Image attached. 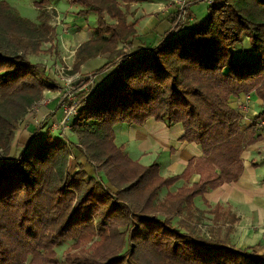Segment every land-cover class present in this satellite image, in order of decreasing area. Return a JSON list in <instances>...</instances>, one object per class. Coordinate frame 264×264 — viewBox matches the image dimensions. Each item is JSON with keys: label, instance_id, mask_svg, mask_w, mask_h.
Masks as SVG:
<instances>
[{"label": "trees", "instance_id": "trees-1", "mask_svg": "<svg viewBox=\"0 0 264 264\" xmlns=\"http://www.w3.org/2000/svg\"><path fill=\"white\" fill-rule=\"evenodd\" d=\"M75 15L96 16L92 36L75 51L71 73L94 58L108 60L73 82L71 137L39 131L10 157L16 131L57 82L30 59L54 34L50 0H38L37 21L17 15L0 0V264H57L64 242L96 238L83 264H264V254L199 236L173 222L193 218V198L242 174L240 153L259 135L242 129L230 96L254 91L262 99L254 121L264 118V0H208L203 20L189 22L183 10L169 15L170 30L142 57L131 60L136 36L125 9L133 0H65ZM183 17V19H182ZM247 37L253 60L234 59ZM131 60V61H129ZM117 65L111 81L91 95V77ZM85 71V70H84ZM149 117L167 126L180 122L182 141L203 155L189 159L182 173L162 176L158 164L131 159L114 142L113 126L141 125ZM37 137V138H36ZM35 140V141H34ZM77 147L93 167L73 161ZM9 157V158H8ZM192 172L200 179L159 192ZM217 213L219 205H208ZM181 223L182 220H179ZM230 229H228L229 231Z\"/></svg>", "mask_w": 264, "mask_h": 264}, {"label": "crops", "instance_id": "crops-1", "mask_svg": "<svg viewBox=\"0 0 264 264\" xmlns=\"http://www.w3.org/2000/svg\"><path fill=\"white\" fill-rule=\"evenodd\" d=\"M199 1L200 3H196ZM202 4H204V8H202ZM193 5H197L195 6L197 12L202 15L206 14L205 8H207L208 0H133L125 9L127 23L133 24L136 30V36L130 43L129 51L133 55L131 60L142 57L143 55H140L139 51L153 48L167 34L171 26L169 15L177 10H183L184 13L189 14V22L196 23V21L203 20L204 18L200 19L202 16L198 19L188 13V9L194 7ZM92 14L78 17L74 13H70L71 23L76 25L77 30L71 27L65 36L66 44H74L75 46L71 50V57L68 61L74 62L78 45L92 36L90 30L96 25V16ZM233 55L234 59L240 61L253 60L256 54L250 50L249 41L245 37L242 45L234 49ZM62 58L65 59V56ZM88 62L83 64L79 72L72 74L71 78L74 79L71 83L76 82L81 74L92 70L90 68L83 71ZM116 66L112 65L98 73L97 76L91 77V82L84 85L82 89L86 90L88 95L103 89L111 81ZM49 76L57 82L60 88L57 87L55 91H47L46 99H43L45 104L41 101L39 109L43 115H47V120L38 133L39 137L43 134H52L56 137L63 127L61 122L64 117L65 106L60 104L59 98L64 92L65 86L68 85V81L64 77H60L55 67L51 73L49 72ZM229 104L238 112H240L242 104H245L244 114L238 119V125L241 130L250 126L255 127L259 137L240 153L243 170L240 177L236 181L225 182L215 189L208 190L201 197L193 198L192 212L196 219L198 216L207 215L209 226L216 229L221 228L220 232L225 236L228 243L239 248L248 247L259 254H264V126H256L254 121L258 110L263 106V102L252 91L247 94L241 93L238 96H230ZM29 115L30 112L24 118L25 121L28 119L27 129L17 133L18 136L13 142L15 145L17 142L28 143V140L35 135L37 128L44 121L42 120L40 123L39 120L31 118ZM113 131L115 144L121 146L131 159L137 160L142 165L155 162L158 164L159 173L165 177L182 173L189 159L200 158L203 155L199 145L191 141L181 140L184 129L180 122L167 126L165 122L149 117L141 125L115 124ZM73 161L85 163L88 171L93 173V167L86 161L85 156L77 147L73 150ZM199 179L200 174L192 172L186 179H178L169 189L165 188L167 190H163V196L167 191H175L178 187L197 182ZM205 202L212 207L216 204L219 205L216 216L209 211L211 207L207 206ZM178 216L184 218L186 215L182 213ZM228 229L230 230L228 231Z\"/></svg>", "mask_w": 264, "mask_h": 264}, {"label": "rangeland", "instance_id": "rangeland-1", "mask_svg": "<svg viewBox=\"0 0 264 264\" xmlns=\"http://www.w3.org/2000/svg\"><path fill=\"white\" fill-rule=\"evenodd\" d=\"M8 5H11L12 10L19 16L21 17H26L29 18L33 21H37V15L40 11L39 8L36 7L34 4L35 1L38 0H5ZM196 3H200L196 2ZM50 6L47 7L49 12L52 15V25H54V34H53V39L51 42H44L41 46V49L37 53H30L29 57L31 60L37 63H41L43 65L45 71L47 74L55 68H57L60 77H64V79L69 80L71 78L72 73L70 72L73 66V61H68V59L71 57V50L75 47L74 44H66V34L68 33V30H71V27H76V25H73L71 23V18L70 13H74L78 10V7L75 5H71L70 3L64 1V0H50ZM205 4V3H204ZM204 4H202V8H204ZM206 5V4H205ZM194 6V5H193ZM197 6V5H195ZM191 7L188 9V13H191L195 18L197 17L198 19H203L205 18L206 14L202 15L200 12L196 11V8ZM206 10V8H205ZM181 11V10H180ZM184 15V19H186L187 14L182 12ZM94 16V14H92ZM199 22V21H196ZM72 24V25H71ZM77 30V28H75ZM74 29V30H75ZM91 31V30H90ZM91 34L93 33L92 31L90 32ZM62 56H65V59L62 58ZM108 59L106 57H97L94 58L92 61L88 62L86 66L83 68V71H87L88 69L92 68L95 69L97 66L101 65L103 62L107 61ZM60 64V65H56ZM62 64V65H61ZM59 66V67H58ZM62 68H66L65 71H61ZM74 78H71V81H73ZM72 83L69 84V86H65V90L63 92L62 90V95L60 96L59 100L63 99L64 93H66L67 90H72ZM60 88V87H58ZM59 94V93H58ZM74 98V96H73ZM46 99V98H44ZM67 102H70L68 98H64ZM42 103L45 104L42 100ZM40 104L36 106L31 112H30V117L36 120H39L41 123L42 120L46 122V116L43 115L41 110L39 109ZM33 114V115H32ZM43 121V122H44ZM28 122V119L23 121L16 131V134H19V131H23L27 129L26 125ZM62 126V123H61ZM61 131L65 133L68 137H71L72 133L65 129V127H62ZM18 134L16 136H18ZM23 145V144H21ZM20 144L15 145L13 143V147L11 148L12 151L10 153V157L14 155V153L19 152L21 149ZM9 158V157H8ZM169 189V188H167ZM167 189L163 188L158 195V198H162L163 192L166 191ZM164 190V191H163ZM182 215V214H180ZM182 220L181 223H179ZM209 217L207 215H201L196 218H191L187 219L186 217L181 218L179 216H175L173 219V222L180 226V228L184 229H189L192 231L195 235L199 236H224L221 232V228H214L210 227L208 223ZM96 240H89V241H82L80 242L77 246L72 247L73 242H64L60 244L59 247L56 249V258H57V264H81L79 262H71L70 260L67 259L68 255H71V257H79V261L82 262L85 257H88L90 254V245ZM33 264H44V263H34ZM46 264H55V263H46ZM83 264V263H82Z\"/></svg>", "mask_w": 264, "mask_h": 264}, {"label": "built area", "instance_id": "built-area-1", "mask_svg": "<svg viewBox=\"0 0 264 264\" xmlns=\"http://www.w3.org/2000/svg\"><path fill=\"white\" fill-rule=\"evenodd\" d=\"M184 16V15H183ZM182 19H183V17H182ZM66 70V68H62L61 67V71L63 72V71H65ZM92 79V78H91ZM68 81V86H69V84L71 83V78H69V80H67ZM73 96H74V91H73V89L72 90H67L66 91V93H64V95H63V99H61L62 101L63 100H65L64 98H68L69 100H73L74 98H73ZM64 104V106H65V108H64V117H63V119H62V126L63 127H65V129H67V130H69L70 131V119H71V116L75 113V107L74 106H72V105H69V104H66V103H63ZM244 105L245 104H242V106L240 107V114L242 115V114H244V112H243V110H245V107H244ZM257 125H261V126H264V118L263 119H261L258 123H257Z\"/></svg>", "mask_w": 264, "mask_h": 264}]
</instances>
